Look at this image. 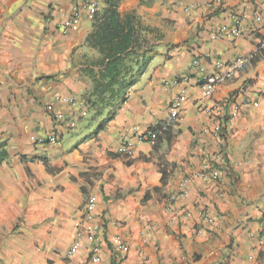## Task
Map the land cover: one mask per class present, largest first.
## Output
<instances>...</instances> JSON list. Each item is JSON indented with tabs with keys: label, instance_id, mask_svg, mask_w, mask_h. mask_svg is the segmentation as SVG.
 Instances as JSON below:
<instances>
[{
	"label": "crops",
	"instance_id": "crops-1",
	"mask_svg": "<svg viewBox=\"0 0 264 264\" xmlns=\"http://www.w3.org/2000/svg\"><path fill=\"white\" fill-rule=\"evenodd\" d=\"M78 1L0 0V143L8 155L0 164V264H88L86 244L66 252L89 194L103 224L101 264H264V0H123L121 17L134 12L163 38L100 133L84 121L81 100L91 87L84 61L97 56L85 46L91 23L59 30ZM236 12L245 16L238 35L224 38ZM238 59L242 70L209 94L203 80ZM57 96L79 103L52 106ZM179 97L180 115L168 125ZM157 125L172 130L168 150L158 152L164 186L159 155L137 139ZM47 136L55 143L30 141ZM204 166L219 177L202 180ZM183 187L188 198L170 205ZM116 236L128 245L120 261L106 244Z\"/></svg>",
	"mask_w": 264,
	"mask_h": 264
},
{
	"label": "trees",
	"instance_id": "trees-1",
	"mask_svg": "<svg viewBox=\"0 0 264 264\" xmlns=\"http://www.w3.org/2000/svg\"><path fill=\"white\" fill-rule=\"evenodd\" d=\"M122 1L103 0V9L94 17L85 39V46L97 56L84 61L82 73L89 78L91 87L81 100L88 114L84 121L87 126L96 125L95 133L104 131L122 109L155 56V43L163 38L157 29L144 25L134 12L121 17L118 6ZM148 131L154 135L147 142L152 144L155 155L166 152L172 141L170 127L157 125ZM161 138L166 140L164 147L159 145ZM7 158L5 144L0 143V164ZM156 158L164 186L166 167L160 155Z\"/></svg>",
	"mask_w": 264,
	"mask_h": 264
},
{
	"label": "built area",
	"instance_id": "built-area-1",
	"mask_svg": "<svg viewBox=\"0 0 264 264\" xmlns=\"http://www.w3.org/2000/svg\"><path fill=\"white\" fill-rule=\"evenodd\" d=\"M78 0H73V4L77 3ZM82 3L81 7H74L71 11L70 15L66 17L63 22L59 25V30L62 35H65L68 30L73 28H78L82 25L83 21L92 23L94 17L99 12L100 5L103 3V0H80ZM78 1V3L80 2ZM216 4L221 5L222 0H213ZM81 10L84 12L85 18H82ZM236 25L231 27L230 29H223L220 31L221 36L224 38H232L238 35V27L241 22L244 21L245 16L243 13L236 12L235 14ZM255 20H258V16H255ZM264 48V45H262ZM245 65V60L238 59L233 62L230 66L227 67L225 72H218L217 74L210 75L203 80V88L210 94L217 87L225 84L227 81L233 79L236 74L242 70ZM182 97L176 99L168 108V125L174 124L181 112V104ZM79 101L75 97H63L57 96L52 100L51 105H63L73 107L76 106ZM236 111L232 112V117H235ZM54 119L58 122H62L64 117L60 113H55ZM70 128H74L76 123L74 121H70L68 123ZM220 127L215 126L213 128V134L219 135ZM154 135L150 131H146L143 135L138 136V142H147L149 139H153ZM55 137L47 136V137H30V141L36 146H43L46 144H54ZM128 146V145H127ZM124 152V150H123ZM226 169V167L224 166ZM198 176L202 180H215L219 177V173L217 170L208 169V167L204 166L203 169L198 173ZM189 196L188 190L183 187L179 189L177 193L170 196L169 201L170 205L177 200L187 199ZM82 222L81 226L77 227L71 244L66 252V257L70 258L76 255L79 250L82 248L84 244L87 245L88 251V264H101L102 263V255H101V242L103 237V224L101 221H98L95 215L96 210V201L95 197L92 194L87 195L85 201L82 206ZM191 215L189 212H184L181 217L189 218ZM200 217L207 224H211L213 222L212 217L204 211L200 214ZM110 243L115 255L116 259L120 261V259L125 255L128 251L127 243L119 236L113 237L109 241L106 240V244ZM261 244V242H259Z\"/></svg>",
	"mask_w": 264,
	"mask_h": 264
}]
</instances>
